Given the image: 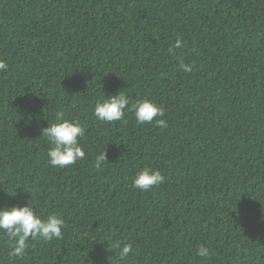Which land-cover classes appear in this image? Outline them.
<instances>
[{
  "label": "trees",
  "instance_id": "1",
  "mask_svg": "<svg viewBox=\"0 0 264 264\" xmlns=\"http://www.w3.org/2000/svg\"><path fill=\"white\" fill-rule=\"evenodd\" d=\"M0 59V207L65 221L22 258L0 232V264H117L106 240L133 244L125 264H264V0H0ZM118 91L168 127L97 120ZM57 112L85 128L62 169L41 135ZM143 167L165 177L146 193Z\"/></svg>",
  "mask_w": 264,
  "mask_h": 264
},
{
  "label": "clouds",
  "instance_id": "2",
  "mask_svg": "<svg viewBox=\"0 0 264 264\" xmlns=\"http://www.w3.org/2000/svg\"><path fill=\"white\" fill-rule=\"evenodd\" d=\"M181 47H183L181 39L177 38L176 43L170 45L169 52ZM179 67L186 73L192 70L191 65L184 63L182 58H180ZM7 69L8 64L0 59V71ZM126 112H132L140 125L154 122L159 128L168 127L167 121L162 118L165 114L163 107L147 98L136 99L133 102L130 97L120 91L114 95H104L98 100L95 103L93 115L101 122L110 123L123 121ZM84 134L85 128L78 121L65 119L63 112H57L54 122H48V126L41 129V135L50 145L47 150L48 163L52 167L62 169L75 164L78 160H83L85 151L79 141ZM107 161L106 151L98 150L95 157L97 169ZM164 180L165 177L159 170L143 167L133 177L132 187L146 193L159 186ZM64 227L65 221L60 214L54 212L42 217L29 203L24 206L0 207V232H3L10 242L9 255L12 257L22 258L29 247L30 240L49 242L53 239H61ZM106 241L108 242L107 250H115L117 264H125L130 253L134 254L133 244L130 242ZM196 255L206 258L211 255V252L206 246L199 245Z\"/></svg>",
  "mask_w": 264,
  "mask_h": 264
}]
</instances>
